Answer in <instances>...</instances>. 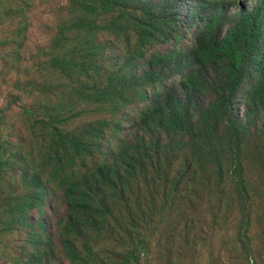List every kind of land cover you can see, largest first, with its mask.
<instances>
[{
	"label": "rangeland",
	"instance_id": "1",
	"mask_svg": "<svg viewBox=\"0 0 264 264\" xmlns=\"http://www.w3.org/2000/svg\"><path fill=\"white\" fill-rule=\"evenodd\" d=\"M91 1L95 16L85 0H0V264H71L63 185L77 178L75 198L112 202L91 264H264V55L226 109L229 62L199 54L210 21L223 40L264 0ZM104 4L114 9L101 15ZM143 9L169 27L175 18L173 36L139 42L131 24ZM81 19L103 28L79 34ZM171 97L192 100L187 122L173 125ZM106 125L79 156L91 154L63 155L57 128ZM34 193L43 204L19 216Z\"/></svg>",
	"mask_w": 264,
	"mask_h": 264
},
{
	"label": "trees",
	"instance_id": "2",
	"mask_svg": "<svg viewBox=\"0 0 264 264\" xmlns=\"http://www.w3.org/2000/svg\"><path fill=\"white\" fill-rule=\"evenodd\" d=\"M81 1L83 0H75V2H80V7ZM85 3L88 7L87 9H93V11L87 12L86 15L95 16L97 13V10L94 9L96 8L95 4L92 3L91 0H89V2L85 0ZM98 9L101 10V15H105L106 12L109 10L112 11L114 8L112 4H104L100 5ZM260 12L261 13L244 14L236 29L231 31L223 40H218L215 35H213L215 20H212L208 23L206 30L211 33L204 31L205 38L200 40L199 54L203 59L207 61L225 59L229 62L225 82L220 84L221 92L219 97V99L223 98L220 104L226 102V109L231 107L232 101L239 91L246 68L253 63L258 65L264 55V10H260ZM128 15H130V13H128ZM142 16L146 17L149 21L139 19V17L142 18ZM139 17L131 25L135 27V32H137L138 40L141 43L149 42V38L155 35L158 36V39L166 40V37H169L171 33H173L172 27L175 28L177 24L176 19L174 18L172 21V27H169L170 23L165 25L160 20L154 19L149 9H143V13ZM75 25L77 32L83 35L90 34L92 30H94L93 33L96 35V29L103 28V25L98 24V22L91 24L87 20L82 21V19L79 23H75ZM172 36L173 35L170 37ZM94 55L95 52H92V60L93 58L95 60ZM49 65L60 73L64 74L65 72H69L70 65L66 58H51ZM76 67L78 68V66ZM91 69H87L85 64L81 66V70L85 73H90ZM147 77H154L153 79L155 81L159 80V77L153 72H149ZM107 88L108 87H105L106 90H108ZM114 88L118 89L117 86ZM191 103L192 100L188 102V104H185L181 99L171 97L170 104L178 110V113L173 114V125L188 121V113L191 110ZM218 105L219 103L214 102L210 105V108L204 109L203 111L206 112L205 115L210 116V114L215 113ZM25 111L29 115L34 114L32 111ZM106 127L107 125L103 127L102 134L99 132L97 126L87 132L78 133L76 131L68 133L62 132L57 128L56 138L59 142L60 150L63 152V155H68L72 162H75L81 157L89 155L94 151L89 148L90 145L96 149V146H94L93 143L102 137ZM90 135L98 138L90 143ZM52 144H54V142ZM84 144L90 145L86 148L85 154L79 156L82 152L81 150H83L82 145ZM121 158H123V156ZM128 169L134 170L132 162L129 163ZM79 182L80 180L78 178L75 180L64 181L63 187L65 191H67V188L71 185L70 189L67 191V201L72 207V210L67 216L64 228L66 231V238L63 241V244L67 250V256L71 261V264H91V260L96 259L98 256V252L93 244V239L95 234H98L102 227L108 224L109 213L104 211V208H111L112 202H106L105 200L99 201L97 204L100 208L96 210L94 196L89 195L92 198L85 199V194L81 193L78 198H75L74 195ZM32 183H35V179L32 180ZM40 195L41 194L34 193L32 197H27L28 199H26L25 202L23 201V203L16 204L14 207L15 210L18 211V215L25 216L28 210L33 209L31 207L36 202L41 206L43 204V199L39 198ZM31 198L34 199L32 200ZM104 202H106V205ZM133 257L134 255H131L129 261L133 260Z\"/></svg>",
	"mask_w": 264,
	"mask_h": 264
}]
</instances>
